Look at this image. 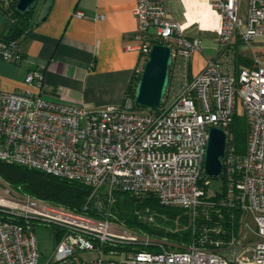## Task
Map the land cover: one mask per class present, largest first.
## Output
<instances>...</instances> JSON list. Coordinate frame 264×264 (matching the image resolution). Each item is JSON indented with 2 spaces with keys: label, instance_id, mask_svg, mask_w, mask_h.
Returning a JSON list of instances; mask_svg holds the SVG:
<instances>
[{
  "label": "built area",
  "instance_id": "1",
  "mask_svg": "<svg viewBox=\"0 0 264 264\" xmlns=\"http://www.w3.org/2000/svg\"><path fill=\"white\" fill-rule=\"evenodd\" d=\"M170 1L137 0L134 9L140 54L148 59L155 40L172 51L166 100L158 109L137 114L128 101L90 111L30 92H8L0 83V160L82 183L93 196L103 192L108 202L115 191L137 197L152 192L161 204L188 210L194 221L198 209L211 203L204 200L210 186L204 172L210 129L227 132L234 118L243 115L246 149L238 153L228 137L221 173L225 191L218 201L220 217L226 210L231 225L239 215L238 233L231 230L225 237L219 226L213 239L207 234L201 239V245L214 248L192 243L179 252L133 249L125 259L108 260L106 249L123 256L118 248L154 241L109 219L78 215L30 197L12 198L6 188L0 191V264H39L35 222L63 231L46 264H264V67L256 56L252 68L236 73L233 50L236 38L250 44L264 37V0H207L219 22L206 31L217 34L222 48L192 78L189 64L201 41L190 32L205 30L199 23L186 26L172 18ZM0 56L19 59L18 42L0 40ZM25 83L44 88L43 70L28 73ZM248 217L255 224L254 240L248 235Z\"/></svg>",
  "mask_w": 264,
  "mask_h": 264
},
{
  "label": "crops",
  "instance_id": "2",
  "mask_svg": "<svg viewBox=\"0 0 264 264\" xmlns=\"http://www.w3.org/2000/svg\"><path fill=\"white\" fill-rule=\"evenodd\" d=\"M174 1L177 0L170 2ZM179 1L186 26L199 23L205 31L218 27V17L208 1ZM136 5L137 0H41L35 9L32 29L19 40L21 57L4 60L0 56L3 90L30 92L48 100L82 105L90 111L122 106L143 61L134 38L138 31ZM78 13L83 16H77ZM8 28V20L0 13V40H5ZM196 32H200L201 40L203 32L195 30L194 37ZM234 44L238 54L252 61V66L257 56L264 67L260 56L264 52V37L250 44L236 38ZM203 45L217 49L219 56L218 46ZM213 59L201 50L195 53L189 64L190 78ZM40 69L45 75V87L27 85L26 75Z\"/></svg>",
  "mask_w": 264,
  "mask_h": 264
},
{
  "label": "trees",
  "instance_id": "3",
  "mask_svg": "<svg viewBox=\"0 0 264 264\" xmlns=\"http://www.w3.org/2000/svg\"><path fill=\"white\" fill-rule=\"evenodd\" d=\"M40 1L38 0L33 5L25 17H20L13 9L18 0H0V13L9 22L5 41H16L19 44V40L30 32L35 23V9ZM161 43L159 40L153 41V45ZM235 44L233 43V50L236 55L237 71L239 72L241 68H252V61L240 56ZM143 67L142 64L138 73L133 76L123 104L132 101L134 110L139 108L135 104V89L140 81ZM227 132L229 145L232 144L238 153H244L246 148L243 144L248 135L245 117L243 115L236 116L233 123L227 128ZM0 178L21 197H30L89 218L109 219L154 241V244L151 245L124 248L127 251L134 249L135 251L158 252L161 249H166L170 252H179L185 251L192 243L198 244V247L210 249L215 245H201V239L205 234L209 236V239H213L216 236L214 228L222 226L226 237L231 230L237 234L240 225L238 214L235 217L234 225H231L226 210L220 211L223 214L222 218L218 213L220 208L218 201L224 195L225 185L220 192L213 196H209L206 192L204 200L211 203L208 206H201L193 221L188 210L181 207L165 206L152 192L137 197L129 193L115 191L111 198L112 201L108 202L103 192L98 193V196H93L92 189L82 183L2 160H0ZM17 222L23 223L19 220ZM52 229L57 241L63 231L58 227Z\"/></svg>",
  "mask_w": 264,
  "mask_h": 264
},
{
  "label": "water",
  "instance_id": "4",
  "mask_svg": "<svg viewBox=\"0 0 264 264\" xmlns=\"http://www.w3.org/2000/svg\"><path fill=\"white\" fill-rule=\"evenodd\" d=\"M37 1L18 0L13 7L14 12L20 17H25ZM171 65V48L161 44L154 45L135 89L137 107L155 110L162 105L169 86ZM227 139L226 131L220 128L210 129L204 171L208 178H216L223 171L222 159L226 153Z\"/></svg>",
  "mask_w": 264,
  "mask_h": 264
},
{
  "label": "rangeland",
  "instance_id": "5",
  "mask_svg": "<svg viewBox=\"0 0 264 264\" xmlns=\"http://www.w3.org/2000/svg\"><path fill=\"white\" fill-rule=\"evenodd\" d=\"M200 1H207V0H200ZM169 7L170 10L172 12L171 17L174 18L175 20L179 21L180 23H183L185 21L184 17H183V11L184 8L181 4V2L179 0L174 1V2H170L169 3ZM206 9H209L207 7H205ZM193 31L190 32L191 35L195 34V30L196 27H194L192 29ZM204 31L202 34V38H201V48L200 50L202 52H204V54L210 56V57H218V53H217V49H212L209 47H204L203 43H211V45L214 46H218L219 47V53L221 51V44L218 42L219 37L217 36L216 38V34ZM197 34L195 35V37H198L200 39V36L198 33L200 32H196ZM194 36V35H193ZM260 56H262L263 58V65H264V52H261ZM146 59L144 58L142 61V64L145 65L146 63ZM150 110L148 109H143V108H138L135 109V112L137 114H146L148 113ZM244 148H246V141L243 144ZM210 186L207 189V194L209 196H213L216 193L220 192L223 188V186L225 185V181L224 178L222 177V175H219L216 178H210ZM10 187L8 186V184L3 181L0 178V191L2 189H6ZM11 190V189H10ZM11 196L12 198L18 199V198H22L19 193H16L14 190H11ZM247 224H248V235L250 236L249 238L251 240H254L256 238V234L254 233L255 230V224L252 220L251 217H248L247 219ZM34 232L35 235L37 237V241H38V247H39V252H40V260H39V264H46L47 261L53 256L55 249H56V245L58 240L56 241V237L53 234V229L51 227H49L48 225L42 223V222H35L34 224ZM118 250L121 253L123 252V256H112L109 254V250H104V257L105 259H116V260H121V259H125L126 258V253L127 250H123L122 248H118ZM116 251V250H114Z\"/></svg>",
  "mask_w": 264,
  "mask_h": 264
},
{
  "label": "bare ground",
  "instance_id": "6",
  "mask_svg": "<svg viewBox=\"0 0 264 264\" xmlns=\"http://www.w3.org/2000/svg\"><path fill=\"white\" fill-rule=\"evenodd\" d=\"M209 7H210V5H209ZM210 9H211V7H210ZM212 10V9H211ZM6 204H8V203H6Z\"/></svg>",
  "mask_w": 264,
  "mask_h": 264
}]
</instances>
